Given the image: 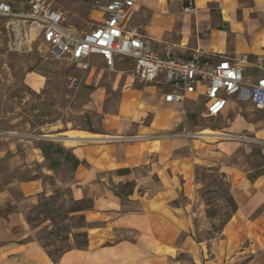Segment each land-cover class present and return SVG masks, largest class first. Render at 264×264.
<instances>
[{
    "label": "crops",
    "instance_id": "crops-1",
    "mask_svg": "<svg viewBox=\"0 0 264 264\" xmlns=\"http://www.w3.org/2000/svg\"><path fill=\"white\" fill-rule=\"evenodd\" d=\"M189 3L194 13L184 11ZM101 16L99 12V23ZM127 23L141 30L162 56L185 59L198 53L203 59L240 62L247 55L245 81L264 76V0H134ZM93 56L91 69L81 72L86 84L94 83V102L102 111L106 86L99 76L108 67L101 55L95 62ZM116 60L133 67L131 59ZM116 72L112 85L122 86L123 92L116 111L105 116L103 130L62 132L81 161L75 170V198L91 197V208L79 212L85 217L81 231L88 234V246L73 248L55 262L31 238L27 211L47 186L38 177L21 174L45 157L29 140L5 138L0 148V264H264V168L253 174V169L211 162V148L216 147L213 158L219 160L233 154L238 142L181 136L187 105L203 98L169 103L165 94L171 87L163 76L142 83L125 70ZM27 77L34 89L45 83L35 73ZM259 110L257 120L234 116L228 130L251 134L264 157V110ZM198 164L226 174L238 205L222 233L210 241L199 238L198 224L205 223L207 211L199 193ZM122 169L130 172L119 173Z\"/></svg>",
    "mask_w": 264,
    "mask_h": 264
},
{
    "label": "rangeland",
    "instance_id": "rangeland-1",
    "mask_svg": "<svg viewBox=\"0 0 264 264\" xmlns=\"http://www.w3.org/2000/svg\"><path fill=\"white\" fill-rule=\"evenodd\" d=\"M5 1L10 2L16 10H23L26 7V0ZM108 1L50 0L54 8L64 12L67 19L66 25L80 31L90 30L99 24V5H104ZM5 24L6 19L0 16V148L7 142L5 138H8L29 140L34 146H38L43 140L54 141L71 149L73 143L63 139L62 136H66V134L62 132L72 128L103 130L105 116L109 112L116 111L123 92L122 86L114 88L112 85L117 74L116 68L133 75L132 63L117 61L115 70L106 68L101 73L99 83L106 86V93L101 97L102 111H98L94 102L95 97H93L94 86L92 84L94 83L88 85L83 79L82 84L75 90H69L65 86L69 75L86 77L83 72L77 70L67 59L55 58L48 46L42 43H37L33 51L29 53L12 51L8 44ZM153 47L159 53V47ZM98 58L99 55L93 56L92 61L95 62ZM96 63L100 64L101 62L97 61ZM29 73L43 77L45 83L42 88L34 89L32 87L27 77ZM187 108L188 121L185 128L179 131L181 136L188 138L189 141L196 139L201 142L210 140L239 143V147L233 154L227 157L220 156L219 160L213 158L217 152L216 147L211 148V162H224V164L244 170L253 169V174L263 171L264 157L259 152L262 145L255 143L246 147L238 140L237 136L247 134L252 137L251 134L246 131L236 133L228 130L231 119L236 115L242 116L248 121L260 118L261 111L254 107L250 101L234 99L228 110L214 117L203 115L205 112L203 99L190 102ZM202 132L216 133L214 136L217 138H209L210 135L201 134ZM198 146L204 149L207 147L206 143L200 142ZM179 153H186V150H181ZM201 166H211L198 164L196 167L197 179L201 181L199 182L201 184L199 193L202 195V204L207 211V200L203 196V192L206 188L216 187L206 185L207 181L205 182L201 178L203 173ZM33 169L35 170L34 175L32 174ZM47 169L50 171L47 172ZM208 174L216 175L215 173ZM75 175V171L71 169L70 165L62 164L53 170L46 159L44 163H35L32 169L21 174V177H38L47 186L46 192L42 193L37 203L27 211V220L32 229L31 238L41 242L42 245L47 244L50 250L76 247L75 234L82 232L81 230L85 226L79 212L69 214L68 218L65 216L66 209L77 201L74 195ZM228 183V186L226 185L224 188L229 189L232 195L229 180ZM224 193L215 194L212 192L209 195L212 199L211 206L218 208V215L211 219L206 212L205 223L198 224L199 238L210 241L222 233L223 230L221 231L219 227L228 210ZM87 198L86 202L91 204V197ZM180 200L186 201V197L181 196ZM68 230L71 232L69 233Z\"/></svg>",
    "mask_w": 264,
    "mask_h": 264
},
{
    "label": "built area",
    "instance_id": "built-area-1",
    "mask_svg": "<svg viewBox=\"0 0 264 264\" xmlns=\"http://www.w3.org/2000/svg\"><path fill=\"white\" fill-rule=\"evenodd\" d=\"M134 0H109L99 5L102 21L87 31L66 25L64 12L54 8L50 0H26L23 10H16L5 0L0 1V16L6 19L5 30L10 49L16 53H29L37 43L48 46L58 59H67L76 69H91V57L101 55L111 70L116 59L133 60L132 74L144 83H153L163 76L170 85L165 94L169 103H185L192 96L204 100L205 116L223 114L230 98L250 101L257 109L264 110V76L256 82L245 81L243 63L222 57L218 61L203 59L195 53L190 58L160 55L147 36L127 23ZM186 13H194L193 4L185 6ZM83 78L69 75L65 86L75 90ZM238 140L249 146L259 143L254 137L240 134Z\"/></svg>",
    "mask_w": 264,
    "mask_h": 264
},
{
    "label": "trees",
    "instance_id": "trees-1",
    "mask_svg": "<svg viewBox=\"0 0 264 264\" xmlns=\"http://www.w3.org/2000/svg\"><path fill=\"white\" fill-rule=\"evenodd\" d=\"M84 1H90V0H84ZM33 71V70H31ZM91 129V128H90ZM38 147L42 150L43 155L47 161H49L50 168L53 170H56L59 168L62 164H68L70 165L71 169L75 171L78 166L81 164V161L74 155L71 149H68L62 144L56 143L54 141H47L43 140L38 144ZM203 173H202V179L206 182L207 181V186H212L214 185L216 188H206L205 191L203 192V196L206 197L205 199L207 200V216L211 219H214L218 215V208L212 205V199L209 197V195L213 193L219 194V192H225V200L227 203V208L228 210L226 211V216L225 219L222 222V225L219 227L220 230L222 231L223 228L225 227V224L229 222L231 217L236 213L238 209V205L233 198V196L230 194L229 189H225L224 187L227 185L228 186V178L225 173L220 172V170L215 169V168H206L203 167ZM130 172L129 169H122L119 170V173H128ZM208 173H215L216 175H209ZM91 204L86 202V199L84 200H77L74 205H71L66 209V218H68L69 214L73 212H81L85 211L87 209L91 208ZM226 208V209H227ZM53 212V211H52ZM51 213V212H50ZM52 215V213H51ZM80 218L83 221V225H86L85 223V217L84 215H80ZM29 221L31 219L29 218ZM213 227H216L213 225ZM218 228V229H219ZM69 233L71 232L68 230ZM54 234V233H53ZM58 235V234H57ZM75 240H77V246L76 247H69L67 249H62V248H57L55 250H50L48 248V245L45 244L43 247L49 254V256L57 262L67 251L73 249V248H86L89 243L88 239V234L87 232H78L75 234Z\"/></svg>",
    "mask_w": 264,
    "mask_h": 264
},
{
    "label": "bare ground",
    "instance_id": "bare-ground-1",
    "mask_svg": "<svg viewBox=\"0 0 264 264\" xmlns=\"http://www.w3.org/2000/svg\"><path fill=\"white\" fill-rule=\"evenodd\" d=\"M201 134H205V135H216V133H210V132H202Z\"/></svg>",
    "mask_w": 264,
    "mask_h": 264
}]
</instances>
